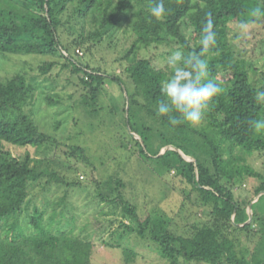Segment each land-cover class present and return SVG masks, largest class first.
<instances>
[{
  "label": "trees",
  "instance_id": "1",
  "mask_svg": "<svg viewBox=\"0 0 264 264\" xmlns=\"http://www.w3.org/2000/svg\"><path fill=\"white\" fill-rule=\"evenodd\" d=\"M73 2H77L75 11L80 18L90 19L95 26L96 31L91 36L97 42L122 21L123 14L134 8L131 27L135 41L129 53L151 45H176L172 52L182 51L185 56L191 52L202 53L208 63L207 75L202 82L212 80L222 88V92L202 110L205 125L201 130L188 123L173 125L167 116L157 115V106L164 101L161 83L169 75L156 69L147 59L133 61L126 68L131 91L128 109L122 108V112L126 113L124 122L145 146L146 152L135 140L139 153L155 165V169L172 171L190 185L207 208L208 220L201 226H192L187 236L175 234L167 216L152 213L140 218L136 208L120 191L123 187L120 180H110L106 182L109 195L102 193L97 184L96 196L101 202L119 205L123 217L128 220V224L119 223L121 233L117 230L112 233L118 238V241L114 240L116 246L123 236L135 234L154 243L160 257L169 264L180 261L245 264L244 259L237 256L235 240L229 233L232 230L250 233L260 225L261 233L264 232V219L253 211L264 195L252 204V221L248 224H244L248 220L246 209L252 199L244 202L235 197V185L245 177L258 180L253 197L264 192V170L260 173L248 164L237 163L245 161L243 156L255 153L260 154L264 162V134L254 132L248 123L251 119L264 117V103L254 99L255 92L264 88V71L260 73L257 85L249 76V65L235 57L230 49L227 24L248 18L250 9L255 6L264 7L261 0H164L166 14L162 19L149 15L155 0H0V53L60 57L65 62L62 68L70 67L73 73L82 72L80 81L88 94L83 95L81 103L92 107L106 78L98 71L89 70L87 64H77L73 60L78 57L76 49L70 53L57 36L63 16H69V5ZM209 16L216 42L202 52L199 41ZM255 23L264 26V19ZM55 66L56 63L51 61L38 67V76L45 77ZM31 83L19 74L0 82V264H90L89 242L60 230L51 231L56 214L43 225L44 213L34 206L27 217L33 233L25 234L20 224L30 203L29 189L42 174L36 173L26 160L12 156L7 147H39L50 141L25 111ZM141 113L148 117V126ZM166 146H173L183 155L195 159L196 166L173 150L156 157ZM73 151L84 153L77 146ZM205 162H209L211 168ZM241 224L244 225L237 226ZM125 255L128 256L126 261L131 260V255L135 256L128 250Z\"/></svg>",
  "mask_w": 264,
  "mask_h": 264
},
{
  "label": "rangeland",
  "instance_id": "2",
  "mask_svg": "<svg viewBox=\"0 0 264 264\" xmlns=\"http://www.w3.org/2000/svg\"><path fill=\"white\" fill-rule=\"evenodd\" d=\"M76 7L77 2L69 5V16H63L68 23L64 24L62 20L57 36L70 53L74 49L82 52V56L73 57L77 64H87L89 70L98 71L106 78L92 107L81 103L83 95L88 94L80 81L82 72L73 73L70 67L62 68L65 62L60 57L0 53V82L18 74L32 82L25 111L37 128L50 138L39 147H7L12 156L26 160L36 173L42 174L29 189L30 203L20 224L25 234L33 233L27 217L35 206L44 213L43 225L56 214L52 232L60 230L91 244L90 264H169L160 257L154 243L135 234L123 236L116 246L118 238L112 233L115 230L121 233L119 223L128 224V220L123 217L119 205L101 202L96 194L97 184L102 193L109 195L106 182L120 180L123 184L120 191L136 208L140 218L152 213L167 216L171 220V230L178 235L187 236L192 226H201L208 220L207 208L190 185L172 171L156 170L155 165L141 156L139 149L146 152L145 146L139 136L132 135L124 122L126 113L122 112V108L128 109L131 91L126 68L133 61L147 59L156 69L170 76L172 69L167 58L177 46L151 45L129 53L135 41L131 27L134 8L123 14L122 21L97 42L91 36L96 31L95 26L90 19L80 18ZM227 40L235 57L249 65V76L258 85L260 73L264 71L263 24L254 23L248 30L241 31L237 22H229ZM51 61L56 63L51 73L38 76L37 68ZM143 120L148 126L146 115ZM137 123L140 125V121ZM204 125L202 118L193 126L201 130ZM135 140L140 143V148ZM76 146L84 150L83 155L74 153ZM167 147L161 148L159 153ZM243 157L245 161L237 163L248 164L263 173L264 162L260 154ZM205 164L211 168L209 162ZM258 184V180L250 177L239 180L235 185V197L244 202L253 200L256 197H253V191ZM253 211L264 219V197L254 205ZM261 229L260 225L250 233L233 230L229 233L235 240L237 256L244 259L245 264H264V232L261 233ZM126 250L135 254L131 255L130 261H126ZM179 264L203 263L180 261Z\"/></svg>",
  "mask_w": 264,
  "mask_h": 264
},
{
  "label": "clouds",
  "instance_id": "3",
  "mask_svg": "<svg viewBox=\"0 0 264 264\" xmlns=\"http://www.w3.org/2000/svg\"><path fill=\"white\" fill-rule=\"evenodd\" d=\"M261 4L264 5V0H261ZM165 14L164 0H155L149 9V15L162 19ZM259 19H264V7L258 5L250 9L248 18L238 22V27L241 31H246ZM199 42L202 52L207 51L216 42V33L213 31L210 16L204 24ZM167 63L172 72L169 78L161 83L160 92L164 101L158 104L157 115L167 116L173 125L199 124L202 110L222 92L221 86L212 80L202 82L208 71V63L202 58V53L191 52L185 56L182 51H175L168 56ZM254 99L258 103H264V88L255 92ZM248 123L254 132H264V117L251 119Z\"/></svg>",
  "mask_w": 264,
  "mask_h": 264
},
{
  "label": "water",
  "instance_id": "4",
  "mask_svg": "<svg viewBox=\"0 0 264 264\" xmlns=\"http://www.w3.org/2000/svg\"><path fill=\"white\" fill-rule=\"evenodd\" d=\"M132 135H135L134 133H132ZM141 141V140H140ZM167 150H173L175 152H177L183 159L188 160V161H193L195 166H196V162L192 159H190L189 157L185 156L182 154V152L180 150H178L177 148L173 147V146H168L164 151L160 152L156 157L161 156L162 154L165 153V151ZM264 195V192H260L247 206V215H248V220L244 223V224H248L252 221V211H251V206L254 202H256L258 200V198ZM233 218V217H232ZM244 224L241 225H237L239 227H242ZM235 225V224H234Z\"/></svg>",
  "mask_w": 264,
  "mask_h": 264
},
{
  "label": "built area",
  "instance_id": "5",
  "mask_svg": "<svg viewBox=\"0 0 264 264\" xmlns=\"http://www.w3.org/2000/svg\"><path fill=\"white\" fill-rule=\"evenodd\" d=\"M63 54L65 55V56H67V54L65 53V52H63ZM75 55H77L78 57H80V56H82V52L79 50V49H76L75 50ZM87 79V78H86Z\"/></svg>",
  "mask_w": 264,
  "mask_h": 264
},
{
  "label": "crops",
  "instance_id": "6",
  "mask_svg": "<svg viewBox=\"0 0 264 264\" xmlns=\"http://www.w3.org/2000/svg\"><path fill=\"white\" fill-rule=\"evenodd\" d=\"M246 211H247V209H246Z\"/></svg>",
  "mask_w": 264,
  "mask_h": 264
}]
</instances>
